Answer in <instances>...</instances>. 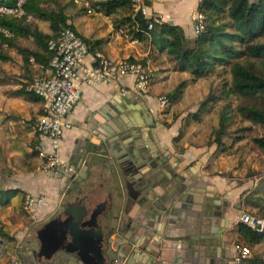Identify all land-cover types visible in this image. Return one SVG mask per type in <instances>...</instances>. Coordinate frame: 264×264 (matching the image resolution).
<instances>
[{
	"label": "crops",
	"instance_id": "crops-1",
	"mask_svg": "<svg viewBox=\"0 0 264 264\" xmlns=\"http://www.w3.org/2000/svg\"><path fill=\"white\" fill-rule=\"evenodd\" d=\"M95 1L105 0L90 1L88 6L61 3L77 35L89 41L87 62L95 65L96 53L112 60L149 62L150 95L143 97L134 91L133 76L114 84L83 86L82 99L69 117L72 129L64 135L60 148L61 160L76 168L78 175L47 174L41 153L50 144L36 130L45 111L44 102L20 92H30L29 86L48 76L50 67L35 58L26 66L17 49H6L11 59L0 60V246L4 250L0 264H44L36 258L41 250L38 233L80 199L89 215L103 207L102 220L111 221L115 228L103 246L106 264H264V241L250 249L247 259L237 261L239 248L246 246L240 231L242 215L256 211L246 198L264 197V176L237 184L226 175L244 169L260 172L263 165L242 164L240 158L264 151L247 146L249 135L236 144L226 138L228 150L222 152L209 144L219 124L202 138L203 119L192 121V131H196L192 146L176 142L174 125L168 129L162 125L164 110L159 98L183 81H189L186 89L192 85L194 94L200 82L209 78L193 82L190 74L175 71L166 53L159 52L151 40L135 39L130 26L121 23L127 11L119 8L108 15L93 5ZM199 4L200 0H147L148 18L159 17L162 23L179 26L186 38L194 41ZM32 21L42 32L51 34L48 22ZM17 45L40 51L31 37L19 38ZM209 89L210 84L206 95ZM123 90L128 91L127 96ZM132 154L143 168L124 174ZM91 158L97 161L87 167ZM83 175L87 178L73 187ZM141 175H155L162 182L153 203L129 185L130 179L135 183ZM29 196H45L46 205L30 211L25 206ZM48 264L83 263L71 257Z\"/></svg>",
	"mask_w": 264,
	"mask_h": 264
},
{
	"label": "trees",
	"instance_id": "trees-1",
	"mask_svg": "<svg viewBox=\"0 0 264 264\" xmlns=\"http://www.w3.org/2000/svg\"><path fill=\"white\" fill-rule=\"evenodd\" d=\"M17 2L0 0V6H15ZM60 2L27 0L23 5L25 16L0 14V27L11 34L7 37L0 33V60H10L6 49L15 48L26 66L30 65L31 58H35L50 67L54 53L49 49V42L56 39L63 28L75 31ZM93 5L103 8L108 15L115 14L119 8L127 11L129 14L121 23L130 26L132 36L139 41L151 40L159 52L167 54L175 71L190 74L193 82L214 75L225 77L222 87L207 95L198 112L183 120L184 126L191 121L201 122L203 112L224 102L218 128L212 132L209 144H215L224 152L228 150L224 143L226 138L236 144L253 134V126L264 130V0H200L198 12L205 16V29L194 41L186 38L181 27L169 23L154 24L149 31L152 20L134 12L129 0L95 1ZM32 19L48 22L51 34L42 32ZM30 37L40 51L17 45L19 38ZM84 41L89 45V41ZM188 83L181 82L166 96L169 107L182 99ZM20 93L29 99L37 97L32 92ZM237 117L239 123L249 125L232 129ZM180 137L175 141L178 142ZM251 141L254 148L264 151V137L254 136ZM246 202L256 209V219L264 220V197L251 195ZM240 231L245 238V247L249 249L264 241V231L258 232L244 223Z\"/></svg>",
	"mask_w": 264,
	"mask_h": 264
},
{
	"label": "built area",
	"instance_id": "built-area-1",
	"mask_svg": "<svg viewBox=\"0 0 264 264\" xmlns=\"http://www.w3.org/2000/svg\"><path fill=\"white\" fill-rule=\"evenodd\" d=\"M27 0H18L15 6H0V14L22 17L26 13L23 5ZM136 13L148 18L147 0H129ZM75 4L89 5L87 0H73ZM149 31L154 24L162 23L159 17L150 18ZM196 37L205 29V16L197 13L194 17ZM0 33L10 37L11 34L0 27ZM49 49L54 53L50 63L51 73L48 76L34 80L29 91L39 97L45 106L44 114L38 118L36 130L41 137L49 140V149L41 153L46 162L44 172L56 176L76 177L78 171L73 166L63 162L60 158L61 143L66 132L72 129L69 117L83 95V86L93 84H114L122 78H135L134 91L143 97L150 95L151 64L147 61L135 59L112 60L103 53H96L93 62H87L89 56L88 44L70 28H63L56 39L49 42ZM122 93L127 96L128 91ZM159 106L167 108L169 101L166 97L158 100ZM45 196H29L25 206L30 211H36L46 205ZM244 224L258 232L264 231V220L256 219L249 214L241 218ZM4 250L0 246V257ZM237 261L241 262L251 255L248 247L239 248ZM14 264H18L17 262Z\"/></svg>",
	"mask_w": 264,
	"mask_h": 264
},
{
	"label": "water",
	"instance_id": "water-1",
	"mask_svg": "<svg viewBox=\"0 0 264 264\" xmlns=\"http://www.w3.org/2000/svg\"><path fill=\"white\" fill-rule=\"evenodd\" d=\"M151 114V113H150ZM132 159L128 167L123 168L124 174L131 173L134 170L139 172L143 165L134 160L137 158L136 154H132ZM97 158H91L87 162V167L96 163ZM164 171H166L164 169ZM129 176V175H127ZM87 176L83 175L74 182L76 184L82 182ZM129 185H133L134 189L143 195L145 201L153 203L156 196V189L161 185L159 178L155 175H141L137 182L134 183L131 179ZM84 201L81 199L77 205H68L64 210V214L59 216L57 220L51 222L43 230L38 233V238L41 242L40 252H36V258L44 264L54 261V259L74 258L80 260L83 264L90 263L93 260L97 264H106V257H104V250L102 248L106 243L109 232L115 230L111 221L106 224L104 230L100 227V221L103 218L102 212H93L89 215L85 208ZM103 223V220L101 221ZM54 228H57L55 230ZM52 241L54 244H52ZM56 261V260H55Z\"/></svg>",
	"mask_w": 264,
	"mask_h": 264
},
{
	"label": "rangeland",
	"instance_id": "rangeland-1",
	"mask_svg": "<svg viewBox=\"0 0 264 264\" xmlns=\"http://www.w3.org/2000/svg\"><path fill=\"white\" fill-rule=\"evenodd\" d=\"M59 1H61L60 3L73 2V0H59ZM69 4H67V6ZM51 6L52 8L56 7L55 3H52ZM226 78L230 79L229 76H227ZM224 79L225 77H219L218 75H214L210 77L207 81L205 80L201 81L199 84V89L194 94L192 92V85H191L190 88L185 89L184 96L179 103H177L174 107L168 106L167 108L164 109L162 116H161V122H162L163 127L168 129V125L171 126L173 124L176 134H178V137L181 136L179 138V143L182 144L183 146H186V145L192 146V134H194V132L196 131L194 130L192 131V121L191 120H190L191 124L189 126L187 125L184 126L182 124V120L186 119L189 115H192L198 112V107L200 106V103L203 102L204 99L207 97L205 92H206V87L207 86L209 87V84H210V89H209L210 92L214 90L218 91L219 88H221L224 82ZM180 81L182 80L180 79L178 83ZM197 93H200V94H197ZM223 106H224L223 103L217 104L210 111H205L203 112V114H201V118L203 119V122H202V127H200L201 128L200 134L202 135V138L205 135H208L214 129L213 125L217 126L219 124V116H220ZM245 124L246 123L244 124L239 123V117H237L235 119V123L232 125L231 128L236 129V128L244 126ZM254 136L264 137V130L259 127H256L253 134L250 135V139L246 141L247 146L249 148L250 146L251 147L253 146L251 139ZM245 153H247V151ZM241 160H242V164L245 163L246 165H248V164L257 163L259 164V166L263 165V168L258 173H252L251 170L247 171V169H244L243 172L241 171V173L239 172L236 175H234L233 172H230V174H226L234 178V181H236L237 184L241 183L242 181H249V179L251 178L255 179L254 177L259 178V177L264 176V153L256 152L255 154H250L245 160L240 158V162ZM238 162H239V159H238ZM247 214L256 218L255 211H249L247 212Z\"/></svg>",
	"mask_w": 264,
	"mask_h": 264
},
{
	"label": "flooded vegetation",
	"instance_id": "flooded-vegetation-1",
	"mask_svg": "<svg viewBox=\"0 0 264 264\" xmlns=\"http://www.w3.org/2000/svg\"><path fill=\"white\" fill-rule=\"evenodd\" d=\"M165 179V178H164ZM104 210L103 207H98L96 208L94 211L95 212H102ZM93 211V212H94ZM92 214V213H91ZM104 218V217H103ZM102 221V220H101ZM100 221V227L102 228V230H104L105 226L107 223H109L108 221H106L105 219L103 220V223ZM98 250H103V247L102 248H98Z\"/></svg>",
	"mask_w": 264,
	"mask_h": 264
}]
</instances>
